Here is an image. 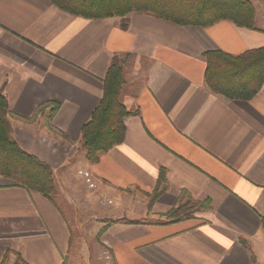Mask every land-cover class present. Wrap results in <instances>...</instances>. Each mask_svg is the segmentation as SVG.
Returning a JSON list of instances; mask_svg holds the SVG:
<instances>
[{"label":"crops","instance_id":"obj_1","mask_svg":"<svg viewBox=\"0 0 264 264\" xmlns=\"http://www.w3.org/2000/svg\"><path fill=\"white\" fill-rule=\"evenodd\" d=\"M251 1L257 29L229 20L181 26L139 12L86 18L51 0H0L11 134L51 165L56 185L51 201L0 176V264L65 263L73 238L65 189L71 204L87 202L86 227L101 233L114 264H264V86L231 100L205 82L206 52L264 46V0ZM115 55L131 114L124 141L92 163L81 128ZM47 103H58L52 124L74 142L50 130L53 104L24 120ZM84 171L95 187L78 179ZM207 199L192 217H166L180 202Z\"/></svg>","mask_w":264,"mask_h":264},{"label":"trees","instance_id":"obj_2","mask_svg":"<svg viewBox=\"0 0 264 264\" xmlns=\"http://www.w3.org/2000/svg\"><path fill=\"white\" fill-rule=\"evenodd\" d=\"M59 8L86 18L125 17L131 12L145 13L181 26L209 27L222 20L238 26L257 29L256 9L251 0H51ZM126 27V21L123 22ZM206 85L215 93L231 100H251L264 86V46L233 55L214 50L205 53ZM104 90L98 106L81 128L80 144L92 163L122 143L126 136L124 118L131 114L121 101L125 84L124 62L115 55L103 79ZM50 104L54 107L47 118L50 130L74 142L64 132L55 128L52 118L58 103L41 105L32 118ZM11 112L8 100L0 89V176L17 183L22 188L42 194L54 201L56 185L53 168L49 163L22 148L11 134ZM158 193L154 195L157 197ZM211 202L189 200L180 202L166 213L172 221L192 217L200 208ZM264 226V217H263ZM255 262V261H254Z\"/></svg>","mask_w":264,"mask_h":264},{"label":"rangeland","instance_id":"obj_3","mask_svg":"<svg viewBox=\"0 0 264 264\" xmlns=\"http://www.w3.org/2000/svg\"><path fill=\"white\" fill-rule=\"evenodd\" d=\"M73 166L74 165H72V167ZM82 175L83 177L78 176V179L86 180L84 174ZM94 191L98 190L95 189ZM98 193L99 198L103 196V193L101 191H98ZM67 194L69 193L65 189L60 197L62 204L67 205V215H69L70 217L71 215H73V223L71 224L73 230V238L70 246V251L68 252V256L66 257V259L64 260V264H86V261H88V264H107V262L114 264V259L112 254L110 253V250L102 243L100 239L101 233L95 234L93 232V227H86L87 225H89V221L91 223L94 219L88 218L90 207L88 206L87 202L81 200L79 202L75 201V203L71 204V202H69L70 198ZM55 195L54 199L56 198ZM64 196L69 204L66 200L63 201Z\"/></svg>","mask_w":264,"mask_h":264},{"label":"built area","instance_id":"obj_4","mask_svg":"<svg viewBox=\"0 0 264 264\" xmlns=\"http://www.w3.org/2000/svg\"><path fill=\"white\" fill-rule=\"evenodd\" d=\"M81 173L84 174V176L86 178V182L89 184L90 187H95L96 186L94 181H93V177H92L91 173L86 172V171L81 172ZM107 264H111V263L107 262Z\"/></svg>","mask_w":264,"mask_h":264}]
</instances>
